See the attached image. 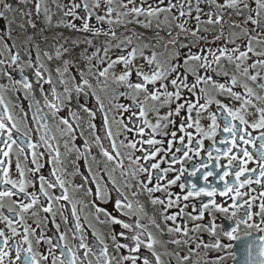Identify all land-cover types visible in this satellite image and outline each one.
<instances>
[{
  "label": "snow or ice",
  "instance_id": "snow-or-ice-1",
  "mask_svg": "<svg viewBox=\"0 0 264 264\" xmlns=\"http://www.w3.org/2000/svg\"><path fill=\"white\" fill-rule=\"evenodd\" d=\"M0 264H264V0H0Z\"/></svg>",
  "mask_w": 264,
  "mask_h": 264
}]
</instances>
